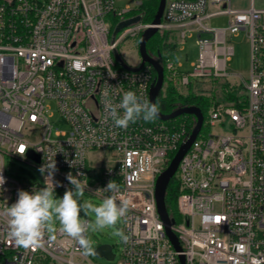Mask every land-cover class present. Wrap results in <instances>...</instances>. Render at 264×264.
I'll return each instance as SVG.
<instances>
[{
    "label": "built area",
    "instance_id": "built-area-1",
    "mask_svg": "<svg viewBox=\"0 0 264 264\" xmlns=\"http://www.w3.org/2000/svg\"><path fill=\"white\" fill-rule=\"evenodd\" d=\"M118 1L0 0V173L6 180L0 187V264H96L60 227L54 235L45 230L35 250L15 247L7 234L3 213L18 190L73 189L69 173L86 194L102 199L113 195L103 189L115 181L118 202L127 203L121 218L126 239L117 259L111 246L108 264H264V7L253 0L244 9L231 0L165 2L157 32L178 30L180 42L196 34L198 56L186 71L176 56H150L160 57L163 83L183 95L201 94L199 83L227 75L232 36L243 31L250 44L248 77L229 84L240 96L210 103L174 173L176 249L157 211L155 184L196 118L139 119L126 129L106 118L105 102L119 104L127 91L150 102L156 75L149 63L132 69L140 62L129 66L120 58L123 67L114 58L121 40L136 38L138 46L152 26L140 10L148 0L121 7ZM219 15L227 16V25L209 27L206 21ZM109 16L116 25L139 19L114 34ZM99 149L111 151L113 164H89L87 153ZM7 160L31 165L42 184L12 174ZM49 161L56 166L51 176L39 170Z\"/></svg>",
    "mask_w": 264,
    "mask_h": 264
},
{
    "label": "clouds",
    "instance_id": "clouds-1",
    "mask_svg": "<svg viewBox=\"0 0 264 264\" xmlns=\"http://www.w3.org/2000/svg\"><path fill=\"white\" fill-rule=\"evenodd\" d=\"M118 109H122L123 113L121 114ZM105 112L106 118L110 117L116 127L126 129L130 123H136L139 119L146 122L155 120L159 114V106L133 91H127L119 104L114 105L111 101H106ZM55 167V161H49L39 170L42 174L48 172L51 176ZM67 180L74 190H66L62 198L55 197L53 186L32 192L18 190L16 202L8 206L3 213L8 218V237L15 247L25 250H35L40 247L45 230L54 231V222L58 221L60 231L78 243L83 255L91 256L95 251L88 236L89 230L112 228L126 215L127 203L118 202L115 194L119 186L115 181H109L103 189L113 195L105 197L99 204H94L87 201L80 202L85 187L81 185L79 179L69 173ZM5 183L6 180L0 173V187ZM81 212L85 217L94 215V221L83 219ZM114 235L126 239L119 230L114 232Z\"/></svg>",
    "mask_w": 264,
    "mask_h": 264
},
{
    "label": "rangeland",
    "instance_id": "rangeland-1",
    "mask_svg": "<svg viewBox=\"0 0 264 264\" xmlns=\"http://www.w3.org/2000/svg\"><path fill=\"white\" fill-rule=\"evenodd\" d=\"M131 2L129 0H121L116 2V6L121 7ZM233 6L238 8H246L250 5V0H231ZM253 4L255 7H264V0H253ZM133 12L128 13L126 16H130ZM109 20L113 25L116 20L114 17L109 16ZM207 25L212 28L216 27H224L227 25V16L219 15L215 17H211L206 21ZM116 25V24H115ZM172 35V40L177 42V53L176 58L177 61L181 64V70L186 71L191 69V63L196 61L198 56V47L195 43L196 34L193 36H188L184 42H180V38L178 36L177 31H170ZM120 32L117 33L118 36ZM204 36L208 37L210 35L204 34ZM233 45V54L231 56V60L227 64V75L221 77L214 81H203L198 84V87L201 89L200 92L204 96H210L214 100L220 102H227L223 96V83L228 82L229 84L234 82H240L241 77L247 78L250 69V44L245 36V33L241 31L238 36H232L230 39ZM118 55L119 57L129 66L137 65L140 62V54L138 51L137 40L136 38L126 37L118 43ZM166 84L163 83L162 93L165 91ZM226 128L219 129L214 128V131L218 132H226ZM202 131H206L205 126L202 127ZM37 136V134H35ZM35 136H32L31 139H34ZM89 164L94 166H108L113 164V158L111 155V151L109 149H99L94 150L87 153ZM5 166L7 169H10L11 173L17 176H21L26 180L32 183H40L42 184V179L40 172L33 168L31 165L19 161L13 160L5 162ZM66 190H54V194L56 198H62L64 192ZM102 198L91 196L89 194L84 193L83 198L81 199V203L87 201L94 204H99L102 202ZM81 217L83 219H88L90 221H94V215H90L85 217L84 213L81 212ZM53 227L55 230L59 228L58 221L54 222ZM54 231H49L50 235H54ZM117 230L122 232V219L118 221V223L112 228H105L103 230L91 231L89 230L88 236L92 241V246L95 249L98 244H109L112 246L113 252L116 254V259L120 253V236L114 235V232ZM94 263L96 264H108L109 262L104 257H98L95 254L88 256Z\"/></svg>",
    "mask_w": 264,
    "mask_h": 264
},
{
    "label": "water",
    "instance_id": "water-1",
    "mask_svg": "<svg viewBox=\"0 0 264 264\" xmlns=\"http://www.w3.org/2000/svg\"><path fill=\"white\" fill-rule=\"evenodd\" d=\"M166 0H158V5L154 17L151 21L152 26L148 27L140 36L138 41V51L140 54V64L139 66L132 68V69H139L145 62L152 65L155 71V78L150 85V103H156V97L161 92L163 82H164V72L163 68L160 64V57L157 59L152 58L147 50H146V43L148 40L157 33L158 24L161 22L164 6ZM139 17L135 16L132 18H128L122 22H119L114 29V34L121 29L135 21H137ZM114 58L119 62V64L123 67H128L119 57L118 52L114 50L113 52ZM181 114H192L196 118V123L191 130L188 138L183 142L173 157L171 158L168 166L161 172V174L157 177L156 184H155V199H156V206L157 211L161 220L165 226V232L170 238L171 242L174 244L176 249H180L177 237L170 229V225L173 223V219H170L167 215L166 208H165V192L170 180L173 178L176 168L180 159L183 155L187 152L192 142L195 140L198 132L201 129L203 123V113L197 106L192 105H185L177 107L176 109L172 110L169 113H162L159 111L158 117L161 120H168L172 119ZM95 255L98 257H104L107 260H111L113 258V253L111 251V245L109 244H100L95 249ZM182 259V256H181Z\"/></svg>",
    "mask_w": 264,
    "mask_h": 264
},
{
    "label": "trees",
    "instance_id": "trees-1",
    "mask_svg": "<svg viewBox=\"0 0 264 264\" xmlns=\"http://www.w3.org/2000/svg\"><path fill=\"white\" fill-rule=\"evenodd\" d=\"M157 5L158 0H148L142 3L140 10L144 11V15L142 18L144 21H152L157 9ZM172 39L173 38L170 31H164L163 33L157 32L146 43V50L148 54L151 56H154V54H160L162 57H175L176 42ZM222 86L223 96L227 101H235L237 97L241 94V90L239 88L231 89L228 82H224ZM212 101V97L204 96L202 94L197 95L193 93H187L183 95L170 85H166L165 91L163 93L161 91L156 97V103L159 106V111L162 113H169L180 106L192 105L199 107L203 115H205L206 110ZM176 187V181L174 178H172L165 192L166 212L168 217L173 219L174 221L179 220L176 208Z\"/></svg>",
    "mask_w": 264,
    "mask_h": 264
},
{
    "label": "snow or ice",
    "instance_id": "snow-or-ice-1",
    "mask_svg": "<svg viewBox=\"0 0 264 264\" xmlns=\"http://www.w3.org/2000/svg\"><path fill=\"white\" fill-rule=\"evenodd\" d=\"M20 150L23 151V147Z\"/></svg>",
    "mask_w": 264,
    "mask_h": 264
},
{
    "label": "crops",
    "instance_id": "crops-1",
    "mask_svg": "<svg viewBox=\"0 0 264 264\" xmlns=\"http://www.w3.org/2000/svg\"><path fill=\"white\" fill-rule=\"evenodd\" d=\"M238 8V7H237ZM247 8V7H246ZM259 8H262V7H259ZM242 9H244V8H242Z\"/></svg>",
    "mask_w": 264,
    "mask_h": 264
},
{
    "label": "bare ground",
    "instance_id": "bare-ground-1",
    "mask_svg": "<svg viewBox=\"0 0 264 264\" xmlns=\"http://www.w3.org/2000/svg\"><path fill=\"white\" fill-rule=\"evenodd\" d=\"M155 55V54H154ZM158 55V54H157Z\"/></svg>",
    "mask_w": 264,
    "mask_h": 264
}]
</instances>
